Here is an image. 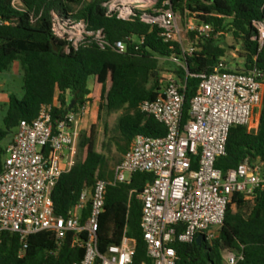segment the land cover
I'll return each instance as SVG.
<instances>
[{"label": "trees", "instance_id": "16d2710c", "mask_svg": "<svg viewBox=\"0 0 264 264\" xmlns=\"http://www.w3.org/2000/svg\"><path fill=\"white\" fill-rule=\"evenodd\" d=\"M13 1L0 0V20L3 22L0 25V73L19 61L23 70L24 95L22 99L15 95L9 97L4 121L6 129L0 130V142L20 121L34 120L42 105L59 101L61 109L55 110L53 116H63L70 110L77 111L87 103H93V92L99 87L103 101L100 111L122 112L119 119V131L124 140V145H119L122 154L137 135L165 136V127L152 116L141 113L139 106L143 101L156 99L161 91L160 60L170 59L181 51L178 43H166L162 39L157 24L142 20L144 14L155 16L152 11H135L128 20H120L115 15L108 16L105 4L111 0H21V7H15ZM165 3L181 16L185 28L193 20L196 25L207 24L214 30L208 38L188 32V40L195 51L187 59L186 69L178 67L176 70L179 81L185 84L181 90L184 95L183 123L189 119L190 103L197 91L198 81L193 75L212 72L226 55L216 37L230 34L241 45L244 59L241 72L256 68L264 75V45L261 47L255 40L258 30L254 25L264 23V0H158L156 9ZM53 15L65 20H83L93 30L102 29L110 44L123 41L128 51L120 54L112 48L102 50L92 43L67 52L66 39L54 34ZM141 37L145 42L138 45ZM137 46L138 50L135 49ZM91 78L93 90L89 87ZM107 128L106 124V131ZM94 134L92 127L88 135H81L79 149L84 151L83 158L75 162L53 190L57 216L66 217L77 205L82 192L92 187L97 179L111 180L113 177V173L108 174L106 170L107 157L95 149ZM5 154L0 150V173ZM246 158L264 162V98L258 129L233 127L227 155L217 160L216 167L226 173ZM153 178L151 174L137 173L128 183L107 188L97 231L101 253L109 246L119 244L127 230L136 247L134 264L149 263L140 229V194ZM88 215L89 209L83 213L82 224ZM75 238L74 232H67L64 239L57 242L52 232L44 231L31 235L27 248L23 249L17 234L4 232L0 264H75L85 255L81 245L74 243ZM79 240H85L84 233ZM173 246L178 257L176 264H224L222 253L225 251L243 253L244 259L237 264H264V187L252 197L240 193L232 196L219 236L211 244L203 242L199 246L195 241Z\"/></svg>", "mask_w": 264, "mask_h": 264}, {"label": "built area", "instance_id": "2783aa9c", "mask_svg": "<svg viewBox=\"0 0 264 264\" xmlns=\"http://www.w3.org/2000/svg\"><path fill=\"white\" fill-rule=\"evenodd\" d=\"M120 1L105 4L108 16L128 20L139 7L153 3L155 16L144 14L142 20L157 24L166 43L180 45V54L170 60L186 69V61L195 49L184 46L177 14L167 7L168 3L156 9L158 0H142L144 5L136 0L124 4ZM254 25L258 30L255 40L262 47L264 23ZM186 30L206 38L214 32L207 24H188ZM53 31L66 39L67 52L92 43L102 50L112 48L120 54L128 51L125 42L110 44L102 29H90L83 20L53 15ZM144 42V37L138 39V45ZM193 77L198 86L190 103L188 121L183 123L181 90L185 84L169 75L157 98L139 106L141 113L165 127V136L137 135L114 168L112 179H97L92 187L86 188L66 217L55 214L52 193L75 164L80 120L89 103L55 118L54 111L61 109L56 100L42 105L34 120L20 121L0 173V246L4 232L17 234L23 249L28 246V238L37 233L52 232L60 242L67 232H74V243L85 251L83 260L75 264H134L136 247L127 230L120 243L109 246L104 253L99 251L97 231L107 188L128 183L137 173L154 177L140 194V229L149 260L141 264H176L178 257L173 245L191 244L200 235L211 244L219 236L232 196L240 193L252 197L264 187V162L259 159L246 158L226 173L216 167L217 160L227 155L230 130L235 126L251 127L256 113L261 111L264 75L256 68L247 73L233 70L221 59L212 72ZM87 209L89 215L82 224ZM83 233L85 240L81 241L79 236ZM222 258L224 264H237L244 259L243 253L234 251L223 252Z\"/></svg>", "mask_w": 264, "mask_h": 264}, {"label": "rangeland", "instance_id": "374dc122", "mask_svg": "<svg viewBox=\"0 0 264 264\" xmlns=\"http://www.w3.org/2000/svg\"><path fill=\"white\" fill-rule=\"evenodd\" d=\"M130 0H121V4L127 3ZM14 5L16 7H21L20 0H14ZM140 12L152 11L154 12L153 3H146L144 7L138 8ZM178 23L180 27V38L185 41V46L188 44V32L184 27L182 18L177 14ZM192 24H195V21L191 20ZM216 40H219V46L226 50L225 59L229 68L233 70H244V59L241 57L242 49L241 45L234 41L232 35L226 34L221 37H216ZM179 66L173 63L169 59H163L160 61L159 76H160V85L161 89L165 87L166 79L169 75H176V70ZM180 82V81H179ZM90 89H94L93 79L89 80ZM11 95H15L17 98L22 99L24 95L23 90V70L19 61H15L11 64L9 69L5 72L0 73V130L5 131L6 127L4 124L7 111H8V98ZM95 95V101L89 103V109L87 113L80 120V133L79 141L82 134H89L92 127H94V139H95V149L98 153H102L107 157V173H113L114 168L122 161L123 155L119 150V145H124L123 137L119 131V119L122 115V112H116L113 114H108L105 109L100 111L97 124L94 126L91 123V116L94 112V108L103 103L100 91L96 90L93 92ZM7 99V100H6ZM108 125L107 131L105 130V125ZM251 131H256L258 125L256 121L249 127ZM15 128L11 129L10 134L0 142V150L6 152L8 146L10 145ZM79 141L77 151L74 156V163L77 160H81L84 156V151L79 149ZM4 155L3 159L5 158Z\"/></svg>", "mask_w": 264, "mask_h": 264}, {"label": "crops", "instance_id": "0c3cea01", "mask_svg": "<svg viewBox=\"0 0 264 264\" xmlns=\"http://www.w3.org/2000/svg\"><path fill=\"white\" fill-rule=\"evenodd\" d=\"M189 24H192L191 22L189 23ZM183 44H184V46H185V41H183ZM191 44H190V42H189V40H188V44H187V46H190ZM161 60H163V59H161ZM160 60V61H161ZM170 60V59H169ZM100 91V95H101V87H99L98 89H97V91ZM7 100V99H6ZM8 101H9V98H8ZM100 106H101V104L100 105H98V106H96L95 108H94V112H93V114H92V116H91V123H92V125H96L97 124V119H98V116H99V113H100ZM255 121H256V125H258L259 126V121H260V111H258L257 113H256V115H255ZM15 132H16V128H15ZM15 132H14V134H15ZM14 134H13V136H14ZM13 139V138H12Z\"/></svg>", "mask_w": 264, "mask_h": 264}, {"label": "water", "instance_id": "95a60500", "mask_svg": "<svg viewBox=\"0 0 264 264\" xmlns=\"http://www.w3.org/2000/svg\"><path fill=\"white\" fill-rule=\"evenodd\" d=\"M203 242H204V237H203V235L198 236V238H197V240H196V243H197L199 246H201Z\"/></svg>", "mask_w": 264, "mask_h": 264}, {"label": "bare ground", "instance_id": "6f19581e", "mask_svg": "<svg viewBox=\"0 0 264 264\" xmlns=\"http://www.w3.org/2000/svg\"><path fill=\"white\" fill-rule=\"evenodd\" d=\"M136 1H138L139 3H141L142 5H144L142 0H136Z\"/></svg>", "mask_w": 264, "mask_h": 264}]
</instances>
